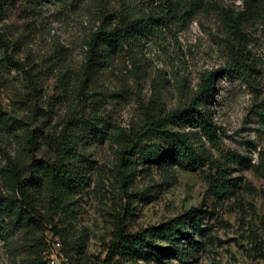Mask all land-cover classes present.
I'll use <instances>...</instances> for the list:
<instances>
[{"label":"rangeland","instance_id":"obj_1","mask_svg":"<svg viewBox=\"0 0 264 264\" xmlns=\"http://www.w3.org/2000/svg\"><path fill=\"white\" fill-rule=\"evenodd\" d=\"M217 1L236 11L245 2ZM102 5L11 0L5 15L0 14V33L11 44L8 54L0 44V118L5 114L23 120L27 128H39L40 137L30 154L22 128L0 133V170L9 155L21 153L29 160L51 156L53 148L46 138L57 139L73 119L99 123L108 134L87 146L95 132L79 131L77 149L87 186L75 197V218L67 221L76 238L71 248L64 251L51 225L25 232L5 219L0 222V264H34L37 254L51 264H79V253L94 263L103 261L119 223L137 235L192 212L200 216V223L196 231L187 227L194 235L192 244L180 245L186 252L184 264H264V25L246 26L250 50L259 62L257 81L248 84L219 76L215 101L207 107L220 134L219 149L210 147V152L229 168L228 177L234 180L229 193L218 197L210 191L207 166L191 170L164 162L138 166L125 189L120 148L111 135L137 130L155 104L165 106V111L188 104L201 75L222 69L228 54L222 12L207 9L186 27L144 40L136 61L118 54L112 66L83 90L86 41L99 27ZM232 153L246 157L254 167L227 163L223 156ZM0 188L5 190L1 175ZM41 210L48 214L47 208ZM65 220L63 216L55 221ZM42 240L48 246L43 252ZM164 262L183 264L172 253Z\"/></svg>","mask_w":264,"mask_h":264},{"label":"trees","instance_id":"obj_2","mask_svg":"<svg viewBox=\"0 0 264 264\" xmlns=\"http://www.w3.org/2000/svg\"><path fill=\"white\" fill-rule=\"evenodd\" d=\"M10 1H0L2 16ZM21 1L37 3L45 0ZM48 1L77 7L85 2L103 4V10H99V27L91 31L86 41L87 52L81 80L83 90L112 66L118 54H127L136 61V52L144 40L166 30L186 27L204 10H221L225 31L223 43L228 54L223 68L201 75L188 104L169 111H165V106L155 104L147 109L144 122L137 130L130 134L118 130L111 138L120 148L118 165L125 189L132 182L138 166L164 162L185 165L191 170L207 166L210 191L218 197L228 194L234 180L228 177L226 164L210 152V147L219 149L220 134L207 107L215 101L219 76L226 74L248 84L257 81L259 62L250 50L251 40L246 26L252 23L264 25V0H245L243 9L237 11L220 7L217 0ZM112 4H115V10L111 9ZM0 44L8 54L11 44L2 33ZM84 95L89 98L87 93ZM0 125L1 134L15 133L22 128L26 149L30 154L36 150L40 139L39 128L31 130L25 121L8 118L5 114L0 118ZM99 128V123L76 118L57 139L46 138L53 148L48 158L32 157L29 160L28 155L21 153L9 155L7 165L0 170L5 188L4 191L0 188V222L9 219L25 232L39 231L40 227L51 225L54 236L62 239L64 251L70 249L76 238L67 221L75 218V197L87 186L82 156L77 149L79 131L95 132L86 140V145L90 146L106 139L108 134ZM223 159L243 169L254 167L251 161L239 154H226ZM42 207L47 208L48 214L42 213ZM63 216L66 220L61 224L55 221ZM199 223L200 216L192 212L131 235L121 222L116 227L106 258L94 263L79 253V264H164L165 257L171 253L184 264L186 252L180 249V245L183 241L192 244L194 234L187 227L196 231ZM167 244L175 247L170 249ZM39 245L42 252L48 248L44 240ZM34 264L51 263L37 254Z\"/></svg>","mask_w":264,"mask_h":264},{"label":"built area","instance_id":"obj_3","mask_svg":"<svg viewBox=\"0 0 264 264\" xmlns=\"http://www.w3.org/2000/svg\"><path fill=\"white\" fill-rule=\"evenodd\" d=\"M58 246H60V244H58ZM53 264H55V263L53 262Z\"/></svg>","mask_w":264,"mask_h":264}]
</instances>
